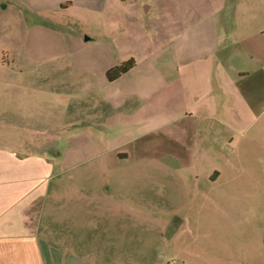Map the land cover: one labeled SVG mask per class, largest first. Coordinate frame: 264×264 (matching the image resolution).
<instances>
[{"label": "rangeland", "instance_id": "1", "mask_svg": "<svg viewBox=\"0 0 264 264\" xmlns=\"http://www.w3.org/2000/svg\"><path fill=\"white\" fill-rule=\"evenodd\" d=\"M45 2L0 0V152L41 181L28 212L44 264H264V48L247 61L234 38L251 41L264 0L235 16L227 0L212 57L204 41L181 94L142 112L93 86L105 60L83 69L97 52L84 37L130 26L134 6L90 0L104 21L103 8L32 9Z\"/></svg>", "mask_w": 264, "mask_h": 264}, {"label": "crops", "instance_id": "2", "mask_svg": "<svg viewBox=\"0 0 264 264\" xmlns=\"http://www.w3.org/2000/svg\"><path fill=\"white\" fill-rule=\"evenodd\" d=\"M89 1L47 0L45 3H37L32 9L35 12L53 10L60 14L69 9L103 8L100 14H103L105 21L104 4L93 7ZM252 1L255 0H229V16H235L239 10L246 13L245 5L253 4ZM225 3L227 0H118L120 5L134 6V12L130 15L131 25L124 24L123 19L118 20L116 25L115 19L113 26H107L105 22L102 24L100 36H85L87 39L84 37V41H91L84 48L89 51L97 49L96 53L86 59V66H83L87 72L85 76L88 79L94 78V73L89 70L90 61L99 65L105 60L101 65V72L97 74L101 86H93L108 91V102L121 104L130 101V111L142 112L146 107L153 106L155 100H163L159 105L156 103L163 110L168 107L166 104L169 103L170 95H180L187 79L197 75L203 60V42L209 43L204 49L209 57H212L215 47L221 43L217 16L223 12ZM79 14L81 13L73 12L66 19L70 22L77 19ZM134 19L136 22L133 23ZM229 19L231 21L230 17ZM255 24H258L256 19ZM254 28L250 35L251 41L247 40L243 32L234 33V38L240 43L236 50L247 61L255 59L258 63H263L260 59L263 53L256 47L260 51L264 48V24ZM110 35L112 38L108 39ZM111 39L114 40L110 42ZM107 54H113L115 61L107 64ZM129 58L135 60V65L115 80L106 81V70ZM205 60L211 63V58ZM241 73L249 74L250 71L246 69ZM70 78L67 77V80ZM109 83H114V87H109ZM135 97L141 99V103L133 109L132 103H137L133 99ZM148 121L152 122L153 116L145 114L144 122ZM119 154L124 153L116 152L114 157ZM9 165L10 156L4 157L1 150L0 264H44L39 237L35 228L31 227L35 223V219L32 222L34 212H28L32 204L41 199V192L38 190L41 181H36V171H28L30 179L27 181V171H9ZM39 172L41 171H37Z\"/></svg>", "mask_w": 264, "mask_h": 264}, {"label": "trees", "instance_id": "3", "mask_svg": "<svg viewBox=\"0 0 264 264\" xmlns=\"http://www.w3.org/2000/svg\"><path fill=\"white\" fill-rule=\"evenodd\" d=\"M134 65H135V60L133 58H129L121 62L120 64L109 67L105 72L107 80L109 81L115 80L120 75H122L130 68H132Z\"/></svg>", "mask_w": 264, "mask_h": 264}, {"label": "water", "instance_id": "4", "mask_svg": "<svg viewBox=\"0 0 264 264\" xmlns=\"http://www.w3.org/2000/svg\"><path fill=\"white\" fill-rule=\"evenodd\" d=\"M86 39L88 38V37H85Z\"/></svg>", "mask_w": 264, "mask_h": 264}]
</instances>
